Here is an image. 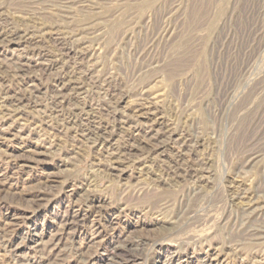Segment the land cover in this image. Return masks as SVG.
<instances>
[{
	"label": "rangeland",
	"instance_id": "rangeland-1",
	"mask_svg": "<svg viewBox=\"0 0 264 264\" xmlns=\"http://www.w3.org/2000/svg\"><path fill=\"white\" fill-rule=\"evenodd\" d=\"M0 264H264V0H0Z\"/></svg>",
	"mask_w": 264,
	"mask_h": 264
},
{
	"label": "bare ground",
	"instance_id": "bare-ground-1",
	"mask_svg": "<svg viewBox=\"0 0 264 264\" xmlns=\"http://www.w3.org/2000/svg\"><path fill=\"white\" fill-rule=\"evenodd\" d=\"M69 50V49H68ZM64 52V51H63ZM86 72V71H85ZM110 86V85H109ZM63 87V86H62ZM63 93V92H62ZM18 97V96H17ZM75 105V104H74ZM93 133H96L97 134V137H98V139H100L102 136H103V134H99L100 132H93ZM101 136V137H100Z\"/></svg>",
	"mask_w": 264,
	"mask_h": 264
}]
</instances>
